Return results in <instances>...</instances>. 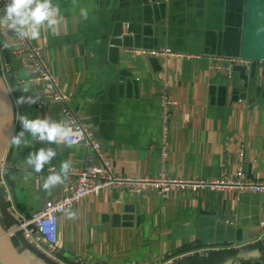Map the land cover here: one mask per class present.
<instances>
[{
  "label": "crops",
  "instance_id": "obj_1",
  "mask_svg": "<svg viewBox=\"0 0 264 264\" xmlns=\"http://www.w3.org/2000/svg\"><path fill=\"white\" fill-rule=\"evenodd\" d=\"M53 3L61 9L56 32L42 28L39 38L30 41L42 46L43 60L79 121L101 143L116 175L154 177L162 170L158 77L164 73L178 103L170 123L165 174L229 180L242 166L247 179H264V68L256 64L264 59V0ZM5 44L11 48L15 42L0 30V46ZM155 47L197 58L163 63L123 53ZM5 54L13 74L7 89L14 117L4 158L5 180L17 213L28 217L74 181L71 173L85 164L87 152L78 146L34 141L27 133L31 144L12 143L22 131L20 115L55 121L59 115L52 104L40 111L16 104L20 96L45 99L46 92L26 82L29 68L20 58ZM213 57L240 58L250 64L231 71L215 69L209 61ZM25 85L28 93L23 92ZM47 147L57 155L36 173L26 158ZM64 161L70 165L67 179L44 189V178L59 172ZM17 220L0 200L3 230H12ZM262 223L264 194L172 191L163 200L152 191L131 194L111 189L59 218L56 255L69 264L75 258L91 264H153L188 251L200 253L175 264H264V242H257L264 234ZM11 244L21 264H54L20 235L11 238Z\"/></svg>",
  "mask_w": 264,
  "mask_h": 264
},
{
  "label": "built area",
  "instance_id": "obj_2",
  "mask_svg": "<svg viewBox=\"0 0 264 264\" xmlns=\"http://www.w3.org/2000/svg\"><path fill=\"white\" fill-rule=\"evenodd\" d=\"M6 3L7 0H0V9H3ZM0 30L9 33L15 42L14 46L11 48L0 46V76L6 87L8 88V83L13 80V74L11 67L4 59V55H6L5 51L11 56L20 58L29 68V77L26 82L46 92L45 99L31 96L36 102L34 104H28L26 102L22 105H26L37 111L42 110L47 104H52L57 107L59 115L57 121L64 122L66 125L70 126L75 133L72 137L74 143L71 146L81 147L87 152L85 164L76 172L71 173L74 181L64 185L55 200L47 201L40 211L28 217L22 216L16 211L5 180L6 166L4 159L2 161L0 168V189L4 193L9 212L15 214L18 218L15 227L8 231L7 235L10 238L20 235L23 241L45 260L54 264H69L60 260L56 255L59 218L82 201L100 192L111 189H125L131 194H141L152 191L157 193L163 200H167L172 191H180L192 195L200 191L215 193L238 191L259 195L264 194V179H247L242 166H239V170L234 177L229 180L179 179L169 177L165 174L164 165L168 154L170 123L173 113L178 108V103L171 97L170 86L164 73H161L158 77V102L161 111V147L159 156L162 170L154 177L130 178L116 175L112 163L103 151L101 143L94 137L91 130L79 121L78 116L70 105L69 97L61 89L53 72L46 64L45 60H43L42 46L32 44L28 38L19 37L17 33L9 30L6 25L2 24ZM123 53L130 57L142 56L156 58L163 61V63L173 58L189 60L197 58L194 56L177 54L167 48L154 50L125 49ZM209 61L213 68L227 71H231L235 66L250 64V62L240 58L213 57L210 58ZM256 64L264 68V59L257 61ZM19 83L23 84V81ZM238 156L241 161L243 158L242 150L239 151ZM261 226L264 227V223H262ZM257 242H264V234L257 239ZM195 253L196 252L186 253L181 256L177 255L162 261L153 262V264H175L182 258ZM72 264L91 263L81 258H75Z\"/></svg>",
  "mask_w": 264,
  "mask_h": 264
},
{
  "label": "clouds",
  "instance_id": "obj_3",
  "mask_svg": "<svg viewBox=\"0 0 264 264\" xmlns=\"http://www.w3.org/2000/svg\"><path fill=\"white\" fill-rule=\"evenodd\" d=\"M61 9L53 0H7L3 9H0V24L19 35L21 38L37 39L41 34V29L46 28L53 33L59 23ZM7 47V44L4 45ZM28 85L24 86L23 92L28 93ZM34 104L36 101L31 96H20L16 104ZM19 122L22 128L16 136L12 138V143L20 146H27L31 142L25 138V133L29 134L32 140L47 142L48 144L60 145L66 143L71 146L75 135L73 129L64 122L50 120L47 118H29V115H20ZM57 155L52 147L40 148L30 153L26 158V163L36 173H40L46 165H49ZM70 165L67 161L60 164L59 172H51L44 178L43 188L50 189L52 186L61 184L68 177ZM60 173H63L61 175Z\"/></svg>",
  "mask_w": 264,
  "mask_h": 264
},
{
  "label": "water",
  "instance_id": "obj_4",
  "mask_svg": "<svg viewBox=\"0 0 264 264\" xmlns=\"http://www.w3.org/2000/svg\"><path fill=\"white\" fill-rule=\"evenodd\" d=\"M127 29V28H126ZM127 46V44H123ZM138 48V47H135ZM143 50L161 49L142 48ZM157 60L156 58H152ZM236 67V66H235ZM160 72V70H159ZM13 105L8 89L0 76V168L8 148L9 140L13 129ZM0 260L2 264H21L11 244V238L0 225Z\"/></svg>",
  "mask_w": 264,
  "mask_h": 264
},
{
  "label": "trees",
  "instance_id": "obj_5",
  "mask_svg": "<svg viewBox=\"0 0 264 264\" xmlns=\"http://www.w3.org/2000/svg\"><path fill=\"white\" fill-rule=\"evenodd\" d=\"M0 200H1V202H2V204H3V208L4 209H8V204L7 203H5L6 201H4V193H3V191L0 189ZM4 211H6V210H4ZM7 213H8V211L7 212H5V215H7ZM8 216V215H7ZM16 237H19V236H16ZM15 237V238H16ZM21 237V236H20ZM23 240V239H22ZM188 251H184V252H182V253H180V254H184V253H187Z\"/></svg>",
  "mask_w": 264,
  "mask_h": 264
}]
</instances>
